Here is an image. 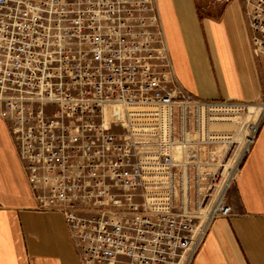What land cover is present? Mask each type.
<instances>
[{"label": "built area", "instance_id": "2783aa9c", "mask_svg": "<svg viewBox=\"0 0 264 264\" xmlns=\"http://www.w3.org/2000/svg\"><path fill=\"white\" fill-rule=\"evenodd\" d=\"M246 4L264 52V0ZM172 62L157 0H0L1 115L26 109L25 177L37 209L63 214L80 264H192L231 212L225 191L202 193L218 181L204 170L214 145L233 142L211 128L256 108L244 154L264 99H203Z\"/></svg>", "mask_w": 264, "mask_h": 264}, {"label": "crops", "instance_id": "0c3cea01", "mask_svg": "<svg viewBox=\"0 0 264 264\" xmlns=\"http://www.w3.org/2000/svg\"><path fill=\"white\" fill-rule=\"evenodd\" d=\"M179 81L203 99H264L246 0H157ZM0 106V264H80L64 216L37 209ZM192 264H264V117Z\"/></svg>", "mask_w": 264, "mask_h": 264}, {"label": "rangeland", "instance_id": "374dc122", "mask_svg": "<svg viewBox=\"0 0 264 264\" xmlns=\"http://www.w3.org/2000/svg\"><path fill=\"white\" fill-rule=\"evenodd\" d=\"M22 104V103H21ZM51 110V107L47 109V111ZM26 113V109L19 105V107H15V109H11L10 116L11 118L8 120L10 129L12 131V137H14V141L16 143V147L19 152L22 153L23 149L25 151V145H29L30 143L26 141L25 139H22L21 137H18L19 134L22 133V115ZM259 111H256V108H249L248 110H245L243 114H235V117H228L225 119H222V121H217L213 124V129L216 133L220 134H228V132H231L233 142L232 144L228 146L221 147L220 144L214 145V149L217 151V154L215 155L214 164L211 166H208L206 169L207 173H215L218 181L216 182V185L212 188H208L207 184L202 187V193L206 194L209 192L211 196V200H215L222 190V186L227 182L229 185L231 184L233 177L235 176V173L241 163L242 157H243V146L245 138L242 132V125L244 121H247L250 119V121L255 120L257 117V114ZM27 117V116H26ZM28 125V123H27ZM16 128H19L20 131H16ZM23 130L25 128L23 127ZM246 134V132H244ZM17 137H16V136ZM240 156V159L238 160V163L236 164V167L234 171L232 172L231 177L228 179V176L230 174V169L233 166V163L236 161L237 157ZM228 180V181H227ZM203 182L208 183L210 182L209 178H203ZM230 182V183H229ZM229 186H226L225 193L227 191Z\"/></svg>", "mask_w": 264, "mask_h": 264}, {"label": "bare ground", "instance_id": "6f19581e", "mask_svg": "<svg viewBox=\"0 0 264 264\" xmlns=\"http://www.w3.org/2000/svg\"><path fill=\"white\" fill-rule=\"evenodd\" d=\"M240 159V156L237 157L236 161L233 163V166L232 168L230 169V174L228 176V179L231 177L232 175V172L234 171L235 167H236V164L238 163V160ZM228 181V180H227ZM226 186H227V182L222 186V190L220 192V195H223L224 191L226 190Z\"/></svg>", "mask_w": 264, "mask_h": 264}]
</instances>
